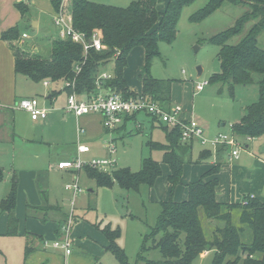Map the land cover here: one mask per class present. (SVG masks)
<instances>
[{
    "label": "rangeland",
    "instance_id": "rangeland-1",
    "mask_svg": "<svg viewBox=\"0 0 264 264\" xmlns=\"http://www.w3.org/2000/svg\"><path fill=\"white\" fill-rule=\"evenodd\" d=\"M62 1L60 0L58 9ZM70 1L66 0V3ZM90 1L126 7L134 0ZM163 1L158 0L159 7ZM205 3L206 0H195L192 4L182 8L175 39L170 44L159 42V54L152 57L149 73L155 78L173 80V94L177 97L174 104H180L187 114L191 113L196 117L201 122L204 134L211 136L218 131L228 132L230 124L240 121L245 106L256 101L258 86L256 82L247 85H235L234 94L231 95L227 83L222 80L210 81V76L219 70L218 45L214 41H210V37L231 27L235 20L245 12L247 6L242 3L224 2L204 19L191 22L188 17L203 8ZM254 21L247 22L241 34L232 37L229 42L237 43ZM20 30H26L32 36V39L23 40L19 37L13 40L15 44L24 47L27 52L48 53L49 40L55 38V36L46 32V26L40 30H33L30 26L22 24ZM50 30L52 29L50 28ZM26 42L31 43V48L26 45ZM257 43L264 48V30L257 36ZM128 54L127 57H131L132 54V60H129L126 68L128 83L135 88L138 87L136 66L142 65L143 52L140 47H135L130 55ZM198 67L201 69L200 73L197 71ZM108 70L112 73L113 64L109 66ZM203 81L209 83L204 86L202 91L196 92L194 86L197 82ZM52 86L53 89H48L43 85V82L36 83L24 76L17 79L18 95L35 97L40 106H45L50 110V114L45 121H32L28 112L15 107L13 111L14 126L12 128L16 137L12 143L6 141L7 128L0 130V171L2 173L0 178V202L7 195L14 177L18 179L19 183L17 186L18 194H21V191L25 193L36 191L38 193L34 188V184L38 186V189L45 186L50 192V201L57 200L61 208L66 211V213L62 212L56 205L45 208L57 213L58 225L68 219V212L72 208L73 225L84 217L92 221L96 219L94 224L97 226L110 223L111 227L117 228L120 232L117 243L123 249L129 264H145L144 261H136L137 255L142 249L145 236L157 221V217L161 212V201L168 199L185 200L187 195L184 184L190 180L201 178L215 164L221 163L216 176L223 192L230 195V201L244 204L248 201L247 197L252 194L254 196L252 199H258V201L264 203V151H261L264 140L262 138L250 140L238 136L241 146L239 155L237 158H233L231 162L229 160V149L226 146L217 145L215 147L210 144L194 143L192 155L188 159L191 162L184 165L180 182L173 186L169 184L167 179L169 169L162 162V150L150 148L152 142L167 143L166 133L171 130L170 127L159 124L148 114L138 113L137 118H135L139 126L135 123V120L133 122L130 119L131 121L129 120L127 123L116 127L111 132L105 131L104 133L105 128L100 120L98 122L93 120L90 125H85L86 121L81 123L79 116L65 111L67 92L63 91L64 94L58 95L55 99L47 98L48 93L53 92L56 94L54 90L58 88L62 90L64 82L50 84L49 88ZM128 87L130 86L128 85ZM91 114L99 115V113ZM108 136L115 144L116 169L128 168L130 171L136 172L141 168L142 161L146 157H151L160 163L161 174L152 187L140 185L138 191H132L119 187L115 182L108 187H99L95 185L94 178L90 173L93 170L100 173L94 168L87 167L77 172L57 169V162L60 159L68 160L75 156V147L78 143H85L92 149L91 153L81 156L83 159L105 155L103 138H108ZM204 147L209 148L212 153L206 149L209 153L205 154L207 155V157L205 156V163L196 165L199 151ZM212 154L216 157L212 158ZM54 168L59 171L54 170ZM13 171L15 176L14 174L11 175ZM111 173L112 171L104 174L111 177ZM74 177L77 178L83 191L76 196L72 205L71 192L63 189V186L66 182L73 180ZM91 188H93V192L89 191ZM220 200L222 201V198ZM21 202L22 199L19 196L17 210L19 213L23 207ZM198 214L204 236L209 239L212 236L214 226H220L223 222L217 219H207L201 207L198 209ZM230 219L232 225H240L238 208L231 210ZM52 220V218H50V221L48 218L47 221L43 222L37 220L33 221V224L42 231V234L49 235L53 226ZM1 226L2 220L0 219V228ZM85 227H91L94 232V227L83 221L78 229L76 226L73 228L71 238L74 232L77 233V230L81 231V228L85 229ZM243 227L244 230L240 233L241 240L244 243H249L252 239V230L246 225H243ZM215 237L220 242V236L216 235ZM18 239L20 242L11 237H0V264H32L31 259L28 258L29 256L24 258L25 254H22L24 238L20 237ZM53 240L51 238L46 240L50 250H55L51 246ZM76 241L72 242L73 258L71 257V260L69 259L70 255H66L64 258L58 256L51 261L50 255H48L38 263L34 262L33 264H118L110 253L104 251H101L97 260V254L79 246ZM88 243L93 244L98 252L101 250V247L93 241H88ZM145 247L149 248L142 252L145 259L154 261L162 259L159 250L152 248V240L147 238ZM56 251L61 250L56 249ZM75 255H78V257ZM215 255V247L206 248L195 256L191 264H213ZM255 256L258 257L259 255ZM227 259H231V257ZM237 264H242V259Z\"/></svg>",
    "mask_w": 264,
    "mask_h": 264
},
{
    "label": "trees",
    "instance_id": "trees-1",
    "mask_svg": "<svg viewBox=\"0 0 264 264\" xmlns=\"http://www.w3.org/2000/svg\"><path fill=\"white\" fill-rule=\"evenodd\" d=\"M194 1L168 0L164 10L159 11L156 8L157 0H134L126 7L100 4L90 0H71L67 10L71 15L73 28L83 33L86 39L94 32H98L101 43L105 45V48L100 50L92 47L85 52L81 44L55 37L49 40L47 54L27 52L24 47L13 42L20 37L18 26L3 31L0 38L6 42L14 56L16 76H24L36 83L44 80L50 83H68L62 89L67 94L76 92L89 95L95 91L102 67L112 63V75L104 80L100 79L105 92L119 93L123 98L142 96L169 106L173 80L153 77L149 73V67L152 57L159 54V42L170 44L175 39L182 8ZM50 2L55 12L60 0H50ZM224 2L242 3L247 9L231 27L210 37V41L218 45L219 67L218 72L210 76V81L222 80L227 83L231 95L234 94L235 85L256 82L258 86L256 101L245 106L240 121L232 123L230 128L237 136L264 140V48L257 43V36L264 30V0H206L205 6L188 18L191 22H198ZM16 8L21 17L29 15L28 5L21 0L17 2ZM253 20L254 23L237 43L229 42L232 37L241 34L247 22ZM26 45L31 48V43L26 42ZM137 46L144 49V65L137 75L141 81L140 92L131 90L123 77L127 54ZM52 95L53 92H50V96ZM136 115L124 116L122 124L130 119L134 120ZM155 121L158 122L156 119ZM170 129L166 133L167 143L152 142L150 148L162 150V162L169 169L167 179L169 184L174 186L180 182L184 165L191 162L188 160L191 156V143L181 141L176 127ZM206 153L209 152L200 151L195 163L204 161L207 157ZM220 165L221 163L215 164L201 178L184 184L187 193L185 200L161 201V212L155 225L144 238L142 249L137 255V262L191 264L201 251L215 247L213 264H237L240 259L242 264H264V203L250 196L244 204L218 201L216 188L219 179L216 174ZM90 173L96 186L108 187L115 182L123 189L138 191L140 185L148 187L154 185L161 174V166L158 161L146 157L142 161L141 168L136 172L128 168L114 169L111 177L105 175V172L99 173L95 170ZM15 185L16 180H13L8 194L0 202L1 210L7 212L9 236H15L17 228V220L13 215ZM199 207L203 209L207 219L223 222L220 226H214L209 239L203 233L198 214ZM234 208L239 209V226L231 224L230 214ZM243 225L252 230V239L249 243L241 240ZM101 232L108 240V244L104 247L105 251L109 252L118 264H129L123 249L117 243L119 230L107 223L101 228ZM216 235L220 236V242L215 239ZM147 238L152 240V248L159 250L162 259L154 261L144 258L142 252L149 249L145 247ZM228 257L231 259H227Z\"/></svg>",
    "mask_w": 264,
    "mask_h": 264
},
{
    "label": "built area",
    "instance_id": "built-area-1",
    "mask_svg": "<svg viewBox=\"0 0 264 264\" xmlns=\"http://www.w3.org/2000/svg\"><path fill=\"white\" fill-rule=\"evenodd\" d=\"M21 1L29 4L32 0ZM67 6L68 2L66 3V0H63L60 8L52 14V24L55 28L54 36L81 44L85 52L92 47L96 50L105 48V45L100 41L98 32H94L90 38L86 39L83 33L73 28L71 15L68 13ZM28 37L25 32L20 34V38L22 39H28ZM118 53L116 54L118 55ZM109 77L110 75L107 72H99V79L96 82L95 91L89 95L78 94L76 92L66 94V111L72 112L76 116L99 113L102 116V126L108 132L122 125L124 116H131L132 114L138 113L148 114L170 128L176 127L182 142L198 141L201 145L210 144L215 147L217 145H224L229 149L230 161L238 157L241 146L238 136L231 131V128L228 132H217L209 137L204 134L203 127L195 118L183 117L184 110L180 104L164 106L142 96L123 98L119 93H113L112 91L105 92L100 79L104 80ZM207 83V81L197 82L194 90L196 92L203 90ZM48 84L49 81H43L44 86ZM65 85H68V83ZM15 106L28 112L32 120L45 119L48 114V109L40 106L35 97L21 98L16 102ZM247 139L251 140L249 137ZM103 144L104 150L106 151L105 155L83 159L81 156L90 152V146L85 143H78L76 145V155L69 160L59 161L56 166L57 169L79 171L85 167H90L105 173L113 171L117 166V161L114 157L115 144L110 136L103 138ZM64 189L71 192L72 205L74 204L76 196L83 191L76 177L64 184ZM250 197L253 196L250 195ZM72 210L73 208L68 212V219L58 225V237L54 238L51 245L54 248L61 249L64 255L71 253Z\"/></svg>",
    "mask_w": 264,
    "mask_h": 264
},
{
    "label": "crops",
    "instance_id": "crops-1",
    "mask_svg": "<svg viewBox=\"0 0 264 264\" xmlns=\"http://www.w3.org/2000/svg\"><path fill=\"white\" fill-rule=\"evenodd\" d=\"M19 1L20 0H0V35L3 31H5V30H7L13 26H18L20 28V25H22V24L30 26L31 28H33V30H40L41 28H44L46 26L47 27L46 32L52 33V35H55V28L52 24V14L54 12V8H53L50 0H32L29 4H27L28 8H29L28 9L29 15L25 16V17H21L19 11L16 8V4ZM167 1L168 0H164L159 7L158 6V0H157V3H156L157 10L163 11L165 6H166ZM32 16H35V17H32ZM50 28L52 30H50ZM22 32L27 33V35L29 36L28 39H23V40L32 39V36L26 30H20V34ZM137 47H140L142 49V52H143L142 65L139 67L136 66L137 67L136 72L139 73L140 69L144 65V49L141 46H137ZM131 52H132V50L129 52L128 55H130ZM130 59L132 60V54H131V57L130 56L127 57V65L123 70V77L132 90H134L136 92H140L141 91V81L139 79L136 78L137 83H138V87H135V88L131 87V85L128 83L129 80L127 78L128 75L126 73V68L128 67V62ZM111 64L112 63H109V64L102 67V71L107 72L110 76L112 75V73H110V70H108V68ZM200 72H201V69H200ZM19 77H23V76H16L15 75V72H14V56H13L11 50L8 48L6 42L0 38V130L2 128H5V127L7 128L8 136L6 137V141L8 143H12V141L16 137V135L13 132V128H12L14 126L13 125V121H14L13 111L15 110V107H16L15 104L19 99L26 98V97L19 96L17 93L18 92V90H17V79ZM50 84H53V83L49 82V84L45 87L48 89H53V86L51 88H49ZM50 91H52V90H50ZM54 91L56 94L53 93V95L50 96V93H48L47 98L55 99L58 95L64 94V92L62 90H60V88H58L57 90H54ZM176 100H177V97H176V95L173 94V84H172V86H171V101H170L169 105L174 104V102ZM42 107H45V106H42ZM49 111L50 110L48 109V114H47V117L45 119H38V120H32L31 118L30 119L32 121H41V120L45 121L49 117V114H50ZM67 112H69V111H67ZM90 114L91 113L79 116L81 123L83 121H86L85 125H87V124L90 125L91 123H93V120H95L97 122L100 120V123L102 122V116L100 114L99 115H95V114L90 115ZM183 117H186V118L193 117L201 124V122L196 117H194L191 113L187 114L184 111ZM136 118L134 119L135 123L139 126V123L136 122ZM134 120H132V121L134 122ZM218 132H225V131H218ZM216 133H213V135ZM213 135H211V136H213ZM207 136L211 137L209 134ZM102 137H103V135H102ZM190 143H191V155H192L194 143H199V142L198 141H192ZM206 149L211 151L207 147L202 148L200 151L206 150ZM75 151H76V147H75ZM91 151H92V149L90 147L89 153H91ZM211 153H212V151H211ZM96 156H101V155H96ZM215 157L216 156H213V154H212V158H215ZM61 160H67V159H60L59 161H61ZM204 163H205V160L200 162V163H196V165L197 164L201 165ZM54 170H57V169L54 168ZM59 170H57V171H59ZM62 171H64V170H62ZM69 171H71V170H69ZM72 172H77V171H72ZM13 174H14V171L11 173V175L13 176ZM14 176H15V174H14ZM13 180H16V185H15L16 198H15V206L13 209L14 218H16V220H17L16 235L15 236L7 235V230H8L7 212L2 211L0 208V211H1L0 219L2 220V226L0 228V237L1 236L11 237L15 241H19V242H20V240L18 238H20V237L24 238V245L22 247V249H23L22 254H25L24 258H27L29 256L28 258H29V260L31 259L32 264L34 262L38 263L41 259H43L45 256H48V255H50L51 261L55 260L58 256L64 258V256H66V255H64V253L61 249L60 250L62 252L56 251V249H58V248H55V250H50L47 246V243H46V240H48V238L54 239L57 237V234H58L57 229H58V223H59L57 216H56L57 213H55L51 209H40V208H42V207L46 208L50 205L51 206L56 205L59 210L61 209L62 212L66 213V211H64L61 208V205L58 203L57 200L50 201V197H51L50 192H49L48 188H46L45 186H43L45 188L42 187V188L38 189V186L36 184H34V188H35V190L38 191V193L36 191L31 192V193L30 192L25 193L24 191H21V194H18V189H17V186L19 184L18 179H15V177H14V178H12V181ZM190 181H192V180H190ZM66 183H68V182H66ZM10 187H11V185H10ZM63 189H64V186H63ZM185 190H186V188H185ZM91 192H93V188H91ZM186 195H187V193H186ZM19 196L22 199L21 205H23L20 213L17 211L18 210V203H19ZM251 196H253V195L251 194ZM220 198H222V201L220 200ZM216 199L220 202H226V203L232 202V201H230V195H226L223 192V188L220 184H218V186L216 188ZM48 218H49V221H50V218L53 219L52 220L53 226L51 229V234L49 233V235H45V234H42V231L39 230L38 227L34 226L33 221L40 220L43 222L45 220L47 221ZM95 220L92 221V220H89L86 217H84L83 219L78 220L73 225L71 231H73V228L75 226L78 229V227L80 226V224L83 221H86L87 223L91 224L94 227V232L91 230V227H88V228L85 227V229L81 228V231L77 230V233L74 232L72 234V242H75L77 240L76 243L78 242L79 246L85 247V248L89 249L90 251L94 252L95 254H97L96 258L98 260L101 251L107 252V251H105L104 247L108 244V240L106 239V237L101 232V228L105 224H101V222H100V224L102 226L101 225L97 226L96 224H94ZM88 241H93L95 244L99 245L101 247V250L98 252V249L97 248L95 249L94 245L89 244ZM48 250H49V252H47ZM69 255H70L69 259L71 260V257L73 258L72 251ZM75 256L78 257V255H75ZM27 264H29V263H27Z\"/></svg>",
    "mask_w": 264,
    "mask_h": 264
},
{
    "label": "water",
    "instance_id": "water-1",
    "mask_svg": "<svg viewBox=\"0 0 264 264\" xmlns=\"http://www.w3.org/2000/svg\"><path fill=\"white\" fill-rule=\"evenodd\" d=\"M197 71L200 72V67L197 68ZM261 151H264V144L261 146ZM91 191V189H89Z\"/></svg>",
    "mask_w": 264,
    "mask_h": 264
}]
</instances>
